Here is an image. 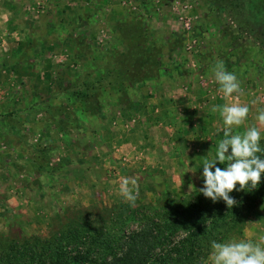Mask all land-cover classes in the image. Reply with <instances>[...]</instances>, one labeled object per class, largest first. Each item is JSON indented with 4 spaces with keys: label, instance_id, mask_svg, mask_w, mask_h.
Masks as SVG:
<instances>
[{
    "label": "rangeland",
    "instance_id": "rangeland-1",
    "mask_svg": "<svg viewBox=\"0 0 264 264\" xmlns=\"http://www.w3.org/2000/svg\"><path fill=\"white\" fill-rule=\"evenodd\" d=\"M138 32L144 48L156 42L162 50L167 38L182 45L172 54L174 76L147 81L127 107L98 92L97 115L58 93L82 71L85 83H97L101 66L139 47ZM218 62L237 77L239 94L226 99L218 91ZM241 95L249 114L234 134L258 126L264 109V0H0V254L49 238L67 219L110 227L131 204L119 194L124 177L137 180L131 206L139 215L197 198L204 160L215 159L224 138L223 118L211 107L242 104ZM261 236L264 198L217 242Z\"/></svg>",
    "mask_w": 264,
    "mask_h": 264
},
{
    "label": "trees",
    "instance_id": "trees-1",
    "mask_svg": "<svg viewBox=\"0 0 264 264\" xmlns=\"http://www.w3.org/2000/svg\"><path fill=\"white\" fill-rule=\"evenodd\" d=\"M139 32L134 33L139 47L134 50L128 47L101 66L103 70L97 83H85L83 74L86 72L82 71L73 87L67 86L58 93L77 103L78 110L97 115L103 103L98 94L110 92L118 104L127 107L132 102L131 94L144 83L162 73L168 77L173 75L177 67L172 66V54L182 45L174 39H166L163 49L166 48L167 62L156 42L144 48V33ZM83 46L90 48L89 44ZM184 72L177 74L181 76ZM48 151L47 147L42 150L43 153ZM257 155L262 158L264 152ZM44 169L38 166L36 170L43 173ZM230 196L237 202L231 209L223 200L213 202L200 193L195 199L173 201L166 211L151 216L139 215V209L132 208L131 204L123 205L114 221H109L110 227H98L82 216L67 219L49 238L33 237L30 246L20 244L6 248L0 254V264H202L209 256L212 241H221L224 233L238 223L246 211L263 201L264 176L257 188L233 191ZM58 210L65 214L61 208ZM128 224L137 227L127 229Z\"/></svg>",
    "mask_w": 264,
    "mask_h": 264
},
{
    "label": "clouds",
    "instance_id": "clouds-1",
    "mask_svg": "<svg viewBox=\"0 0 264 264\" xmlns=\"http://www.w3.org/2000/svg\"><path fill=\"white\" fill-rule=\"evenodd\" d=\"M212 71L215 81L219 84L218 91L226 99L241 92L237 77L228 72L222 62H218ZM211 112H219L223 118L224 138L217 144L215 159L204 160L202 166L204 184L199 192L213 202L223 200L231 209L237 202L230 193L237 190L244 191L246 188L255 189L264 176V158L257 155L264 152L260 147L261 129L264 128V109H260L256 117L258 126L248 127L243 134H234L233 128L245 124L249 114L247 106L239 103L213 105ZM225 162L227 167L223 170L216 166L217 163L225 164ZM188 188L189 194L196 190L193 184H189ZM119 194L134 206L139 195L137 180L122 178ZM211 249L207 260H202V264H264V236L255 243L251 240H231L226 243L212 241Z\"/></svg>",
    "mask_w": 264,
    "mask_h": 264
},
{
    "label": "crops",
    "instance_id": "crops-1",
    "mask_svg": "<svg viewBox=\"0 0 264 264\" xmlns=\"http://www.w3.org/2000/svg\"><path fill=\"white\" fill-rule=\"evenodd\" d=\"M4 10V9H3ZM238 100V99H237ZM228 101V100H227ZM230 101V102H229ZM228 102H227V104H231V103H239L240 104V102H239V100L238 101H235V100H229ZM240 101L242 102V104H240V105H242V106H246L247 104H249L248 102H245V100H244V98H243V95H241V99H240ZM258 106V105H257ZM257 106L254 108L255 110H257Z\"/></svg>",
    "mask_w": 264,
    "mask_h": 264
}]
</instances>
